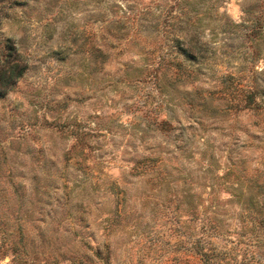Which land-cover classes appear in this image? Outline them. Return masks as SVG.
<instances>
[{
	"label": "rangeland",
	"instance_id": "1",
	"mask_svg": "<svg viewBox=\"0 0 264 264\" xmlns=\"http://www.w3.org/2000/svg\"><path fill=\"white\" fill-rule=\"evenodd\" d=\"M7 37L0 264H264V0H0Z\"/></svg>",
	"mask_w": 264,
	"mask_h": 264
},
{
	"label": "trees",
	"instance_id": "2",
	"mask_svg": "<svg viewBox=\"0 0 264 264\" xmlns=\"http://www.w3.org/2000/svg\"><path fill=\"white\" fill-rule=\"evenodd\" d=\"M3 49L5 50L4 53H0V96L7 93L10 87L18 80L19 77L22 76L24 70L27 67V63L23 59L20 51L18 50L14 41H12L10 37H7L5 39V42L3 44ZM178 70H180V68H178ZM183 71L181 72L177 71L176 76L179 75V78H182L180 74H183ZM190 76H191L190 73H186V78H189ZM239 89L241 90L242 98L240 99V101H237L236 103L232 104L230 106L231 108H235L236 111H241L244 108L254 109V108L259 107V104L258 102H256V99H255V94L259 92L257 87L255 86L239 87ZM199 105L202 106L201 110L206 109V105L204 102L200 103ZM220 109H223V108L215 106L211 108L210 113L214 114L220 111ZM224 173H241V170H235V169H232V167H227ZM116 214H117V217L120 216L119 213H116ZM84 244L87 245V243H84ZM15 249H18V248L16 247ZM71 254H72L71 258L74 261L77 260L78 264H84L83 258L85 260L92 261L91 257L87 254L85 250H80L76 248L72 250ZM94 254L98 256L99 258H104L105 261H107L110 258V250L107 246L105 250L97 246L94 251Z\"/></svg>",
	"mask_w": 264,
	"mask_h": 264
}]
</instances>
